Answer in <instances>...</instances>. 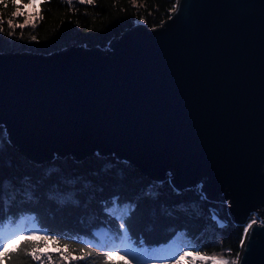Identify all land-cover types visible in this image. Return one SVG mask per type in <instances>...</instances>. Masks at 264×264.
I'll list each match as a JSON object with an SVG mask.
<instances>
[{"label":"water","instance_id":"water-1","mask_svg":"<svg viewBox=\"0 0 264 264\" xmlns=\"http://www.w3.org/2000/svg\"><path fill=\"white\" fill-rule=\"evenodd\" d=\"M175 5L104 49L0 52V127L34 163L112 156L198 187L242 235L258 212L238 253L264 264V0Z\"/></svg>","mask_w":264,"mask_h":264},{"label":"trees","instance_id":"trees-1","mask_svg":"<svg viewBox=\"0 0 264 264\" xmlns=\"http://www.w3.org/2000/svg\"><path fill=\"white\" fill-rule=\"evenodd\" d=\"M175 2L94 0L89 5L83 0H72L70 6L68 0H39L30 6V0H4L7 7L0 4V27L4 29L0 32V52L49 54L71 45L104 49L111 38L136 23L149 28L160 25ZM17 11L23 14L17 15ZM13 28V35L8 36ZM29 192L34 196L31 201L26 195ZM69 192L74 193L77 203L61 204L49 198L50 193ZM115 196L121 198L122 204H137L130 221L132 237L137 241L143 239L149 249L170 246L172 238L179 233L201 255L223 256L228 261L236 258L243 225L230 219L225 203L207 198L198 187L175 189L167 178L152 180L112 156L94 154L80 161L63 157L34 163L8 143L0 127V217L35 214L41 229L50 235H59V245L39 242V251L50 254L53 264L59 261L109 264L102 255L103 250L89 248L78 240L91 239L100 229L118 228L117 222L105 211ZM23 240L24 237H18L9 248ZM27 243L31 244V247L25 245L28 252L37 246L31 237ZM64 244L68 245L71 255L64 252ZM54 247H59L60 252L54 251ZM81 249L91 255L73 260V256L83 255ZM61 252L68 256L67 261ZM110 259L113 264H128L124 257L116 258L114 250ZM15 264L39 262L21 252ZM45 264H48L46 257ZM142 264H161V258L144 259Z\"/></svg>","mask_w":264,"mask_h":264},{"label":"snow or ice","instance_id":"snow-or-ice-1","mask_svg":"<svg viewBox=\"0 0 264 264\" xmlns=\"http://www.w3.org/2000/svg\"><path fill=\"white\" fill-rule=\"evenodd\" d=\"M22 2V0H21ZM83 2L91 5L94 0H83ZM0 4H4V0H0ZM36 0H30V6L35 5ZM68 4L71 6L72 0H68ZM7 7V4H4ZM19 8V5H15ZM177 5H173L171 11H176ZM17 15H22L23 13L17 11ZM39 15V12L37 13ZM42 20L43 17L40 16ZM9 26L12 27V22L9 21ZM30 23V21H25V24ZM23 28L24 25H19ZM33 27L35 24L33 23ZM3 27H0V32H3ZM14 32L9 31L8 36H12ZM33 40L36 39L35 36L31 37ZM28 201L34 199L31 192L27 193ZM74 193L69 192L67 194L60 193H50V199H56L61 204L77 203L74 200ZM137 208L136 203H121V198L115 196L111 200V207H106L105 211L107 214L114 219L118 228L113 229H100L93 234L91 239L79 238L78 242L84 243L89 248H97L103 250L102 255L105 260L111 262L112 250L117 249V254H122L124 259L128 260V264H142L144 258L150 253H155L161 258V264H195L196 259L200 261L211 260L212 264H240V254L237 253V257L230 262L226 259L219 258L216 256H205L201 255L198 250H193L188 243L180 236H178L174 242L168 247H160L158 249H149L145 246V241L140 239L139 241L133 239L131 233L130 221ZM256 223L254 218L248 225L244 228V234L240 238L241 247L245 246L246 238L249 234L250 229H252L253 224ZM31 225V227H28ZM24 237V240L19 244H15L12 248L9 245L13 244V241L17 240L18 237ZM29 237L32 241L37 242V246L32 248L31 252L27 251V247H31L28 244ZM40 241H51V243L56 246L61 243V237L59 235H50L47 230L41 229L39 227V220L35 214H21L19 216L5 215L0 217V264H15V261L20 259V253L23 252L25 256H30L32 261H38L39 264H45V257L48 264H53V258L48 253H42L39 251ZM27 245V247H25ZM64 252H68V245L64 244ZM56 252H60L59 247H54ZM83 255L73 256L72 259H86L91 255V252H85L81 249ZM71 255L70 252H68ZM65 261L68 260V256H65L63 252L60 253ZM191 257V259H189Z\"/></svg>","mask_w":264,"mask_h":264},{"label":"rangeland","instance_id":"rangeland-1","mask_svg":"<svg viewBox=\"0 0 264 264\" xmlns=\"http://www.w3.org/2000/svg\"><path fill=\"white\" fill-rule=\"evenodd\" d=\"M37 1H39V0H36V2H37ZM251 215H253V218H251V219H254V218H255L256 221H258V222L261 221V217L259 216V213H258V212H253ZM178 236L181 237V235H180L179 233H177V234L172 238V242H174V240H175ZM182 238H183V237H182ZM158 248H159V247L151 248V249H158ZM113 250H114V256H115L116 258H118V257H124L122 254H117V252H118L117 249H113ZM157 257H158V256H157L155 253L150 252V253H149L144 259H145V260H153V259H156ZM209 257H211V256H209ZM217 257L226 259V258L223 257V256H217ZM189 259H191V257H190ZM226 260H227V259H226ZM229 262H230V261H229ZM56 264H67V263H65V262H63V261H59V262H57ZM182 264H184V262H182ZM195 264H211V260L200 261V260L197 258Z\"/></svg>","mask_w":264,"mask_h":264},{"label":"bare ground","instance_id":"bare-ground-1","mask_svg":"<svg viewBox=\"0 0 264 264\" xmlns=\"http://www.w3.org/2000/svg\"><path fill=\"white\" fill-rule=\"evenodd\" d=\"M211 264H212V261H211Z\"/></svg>","mask_w":264,"mask_h":264}]
</instances>
